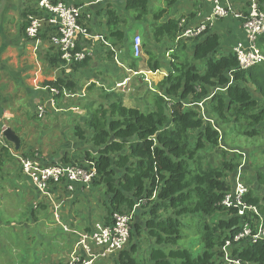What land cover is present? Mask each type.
I'll return each instance as SVG.
<instances>
[{
  "label": "trees",
  "instance_id": "16d2710c",
  "mask_svg": "<svg viewBox=\"0 0 264 264\" xmlns=\"http://www.w3.org/2000/svg\"><path fill=\"white\" fill-rule=\"evenodd\" d=\"M123 1L126 19L113 9L106 12L109 36L119 46L128 37L130 19L148 24L159 47L148 49L150 41L144 42L147 66L152 71L165 67L168 53L169 70L155 86L150 109L127 106L121 95H113L109 102L92 105L85 123L75 127V136L96 149L94 154L87 152L86 160L94 163V183L103 184L108 197L103 222L111 224L115 213H129L141 202L135 209L137 220L132 223L129 244L133 235L138 240L120 252L114 264H144L137 255L144 234L151 240L147 264H224L222 247L243 223L236 209L221 205L243 162L242 154L234 152L240 149L225 146L226 132H243L249 138L262 134L264 105L255 95L264 97V64L240 69L236 53L223 51L215 31L208 29L198 37L183 39L179 37L182 15L171 17L166 6L153 8L150 0ZM149 15L152 20L148 21ZM50 31L43 33L47 40ZM257 44L264 53V36ZM54 56L60 62L58 53ZM140 61L134 57L132 67ZM46 84L70 91L76 86L65 78ZM204 99V110L187 106ZM226 124L231 127L225 130ZM216 148L222 154L220 162H205ZM8 150L0 149L1 167L2 157L12 159ZM246 163L243 170L249 191L245 199L264 216V197L258 192V186H264V171L258 170L251 186ZM195 218L201 222L197 251L182 246L190 240L185 241L188 220ZM233 254L264 264V239L237 244Z\"/></svg>",
  "mask_w": 264,
  "mask_h": 264
},
{
  "label": "crops",
  "instance_id": "0c3cea01",
  "mask_svg": "<svg viewBox=\"0 0 264 264\" xmlns=\"http://www.w3.org/2000/svg\"><path fill=\"white\" fill-rule=\"evenodd\" d=\"M20 1L1 0L0 2V128L4 125L11 128L21 139V147L18 150L8 140V145L11 148L8 151L12 157L10 161L8 158L5 160L2 157L3 163L2 167L0 166V232L9 230L18 232L16 230L25 225L26 228H23L25 231L33 232L34 228H29L28 225V218H31L34 225L40 223L46 228L45 233L50 234L54 226H61L64 231L72 229L80 233L90 230L97 221L104 220V204L108 198L104 185L94 182L89 185L72 182L73 189L71 190L68 183H51L50 196H46L41 194L24 176L14 153L36 158L44 165L87 164V152L90 151L94 154L96 149L90 143L75 136L76 125L85 123L92 105L109 102L113 95H121L127 106L141 108L135 103L139 98L142 99L141 96L145 92L140 93L136 88H132L133 78L138 75L140 86L149 87L148 95L151 98L152 93L156 91L155 86L168 74L169 68L166 65L168 57L165 58V67L152 71L147 66L148 56L145 52L147 48L143 47L142 60L140 59L141 61L135 68L132 67L131 64L134 62L131 47L132 36L143 34V25L130 19V25H126L128 37L125 43L119 46H116V40L109 36L106 26V12L109 9L117 11L123 19H126L128 12L123 0H67L75 1L82 7L83 22L86 26L90 27L92 33L103 34L116 51L110 50L102 41L83 38L81 40L82 47L91 50L93 55L85 60V65L81 62L75 64L72 69L61 68L59 62H55V56L53 57V53H57V51L43 34L38 41L24 39L25 10L31 9L37 0H25L22 10ZM179 1L175 5L172 3L171 6H166L169 16L177 18L182 15L181 19L196 23L201 15L210 13L212 0ZM181 1L184 2L181 3ZM232 1L237 7L246 10L247 0ZM191 13H195L196 16L190 17ZM149 20H152L151 15L148 16ZM242 28L240 19L228 17L217 18L211 30L220 35L222 49L226 53L243 40ZM145 29L147 42L150 41L148 49H157L159 45H155L148 24ZM191 47L192 44H190ZM115 55H119L121 65L112 60L115 59ZM123 73H125L124 77ZM58 78L74 81L76 83L74 90L64 89L66 93L58 97V106L54 110L48 111L43 117H38L37 106L49 96L50 86L46 83L53 82ZM125 79H128L126 88L118 89L117 83ZM117 89L123 90V92L118 93ZM97 94L100 96L98 102L96 98L91 99V96ZM255 97L258 98L257 95ZM105 98L106 101H101ZM144 101L147 102L146 99ZM150 103L152 106V101ZM145 107H149V105ZM2 148L0 146V149ZM11 189H14L15 193H10ZM14 194L17 197H10ZM97 195H100L101 198ZM79 206H83V209L80 210ZM16 207L19 209L13 215L16 219H10L9 222L6 218L7 209L12 212ZM61 207L64 208V213H62L63 210L59 211ZM51 219H54L55 223H51ZM80 220L83 221V228L80 225ZM67 221L71 223V228ZM64 226L69 229L66 230ZM0 239H3L1 233ZM69 239V236H55L53 241H57V244L63 247L64 252ZM67 252L62 255L65 259H67V255H65ZM112 256L101 264H114L117 256ZM60 260L61 258L53 262L47 258L45 264H57Z\"/></svg>",
  "mask_w": 264,
  "mask_h": 264
},
{
  "label": "built area",
  "instance_id": "2783aa9c",
  "mask_svg": "<svg viewBox=\"0 0 264 264\" xmlns=\"http://www.w3.org/2000/svg\"><path fill=\"white\" fill-rule=\"evenodd\" d=\"M247 2V8L244 10V8L237 7L232 0H212L210 13L201 16L198 14L200 19L196 23L181 19L179 37L183 39L198 37L210 29L217 18L240 19L244 38L233 47L239 61V68L249 69L264 64V53L257 44L258 38L264 36V9L261 7V0H247ZM83 16L82 7L75 1L37 0L26 15L24 39L38 41L43 33L51 29L48 42L57 51L60 59L59 65L64 69H72L75 64L93 55L91 50L82 47L83 38L102 41L110 50L116 51L103 34L92 33L90 27L83 22ZM132 50L135 58L143 55L142 37L138 34L133 38ZM115 60L120 64L116 55ZM127 82L128 79L118 82L116 87L125 89ZM48 91L47 99L37 106L38 117H43L51 109L54 110L58 106V97L66 93L65 90L56 87H50ZM205 101L206 99L191 102L187 106H196L204 110ZM7 128L5 125L0 128V146L11 150L4 134ZM221 147L225 148L223 145ZM234 152L241 153L238 150ZM241 154L244 157L243 162L237 170L231 189L222 199L221 205L236 209V215L242 218L243 223L239 231L227 239L222 247L224 264H254L234 255L233 249L237 244L245 241L257 242L264 239V216L257 205L245 199L249 191L243 170L246 154ZM14 156L18 159L24 176L41 194L46 196H50L51 183H68V187L72 190V182L89 185L94 182L97 175L93 162H87L84 166L76 163L44 165L36 158L21 156L19 153H14ZM139 203L129 213H115L111 224L97 221L90 230L80 233L76 230H68L69 228L64 226L66 230L77 234L78 240L70 257L63 264H101L109 257H113L112 255L117 254L118 257L120 252L129 245L133 217Z\"/></svg>",
  "mask_w": 264,
  "mask_h": 264
},
{
  "label": "rangeland",
  "instance_id": "374dc122",
  "mask_svg": "<svg viewBox=\"0 0 264 264\" xmlns=\"http://www.w3.org/2000/svg\"><path fill=\"white\" fill-rule=\"evenodd\" d=\"M150 1H151V5L156 6V7L171 6L172 3L175 5L176 3L180 2L179 0H150ZM0 2H1V0H0ZM183 2L184 1H181V3H183ZM24 3H25V0L20 1L21 10H22V6L24 5ZM129 25H130V23H129ZM146 25L143 26V30H144L143 34L142 33L140 34L142 37V40H143L142 43H144V40L145 41L147 40L146 29H145ZM212 28H213V26L210 29H212ZM117 57L120 60L119 55ZM165 58H167V55ZM111 59H112V57H111ZM139 59L142 60V56ZM112 60L114 61L115 59H112ZM115 61H114V63H115ZM123 71L125 72V70H123ZM122 76L124 77L125 73H123ZM122 76H121V78H122ZM137 76L138 75H136V77H134L132 80V83H133L132 88H136V90L140 93L145 92V94L142 95L141 96L142 99L139 98L135 104H137V106H141V109L147 110L148 108L151 107L150 106L151 98L148 95V92L150 93L149 87L148 86L141 87L140 84L138 83ZM118 89H122V88H118ZM118 89H117L118 93L123 92V90L121 91ZM257 93H259V92H257ZM98 97H100L99 94L93 95V96H91V99L94 100L96 98L97 102H98V99H99ZM257 97H258L257 100L261 104L263 103V105H264V97L262 99L260 98V96H257ZM145 99L147 100V102L144 101ZM101 101H106V98H105V100L101 99ZM148 105H149V107H145ZM143 107H145V108H143ZM263 126H264V124H263ZM230 127H231L230 124H226L225 126H223V128L225 130L230 128ZM226 133H228V135L225 137V146H227L229 148L240 149L241 153L246 154L245 160L248 162V163H246V166H247L246 177H248V179L250 180L251 186H254L253 181H254L255 176L257 175L258 170L264 171V130L260 136H257L254 138H249V137L243 135V132H240V133H238V132H232V133L226 132ZM226 133L224 132L225 135H226ZM217 149L218 148L213 149L214 151L210 154V156L208 157V160L205 159V162L211 161L212 163H214L216 165L220 162V160L222 159V154L219 153V151H218L219 149L218 150ZM243 159H244V157L242 155V160ZM231 184H232V181H231ZM258 187L260 188L258 190V192L260 193V191H261V195L264 197V186H258ZM10 193H15V190L11 189ZM97 196L99 198H101L100 195H97ZM10 197L15 198V197H17V195H15V194L10 195ZM55 203H56V201H55ZM17 209H18V207H16L14 210H12V212H10L9 209H7L8 214L6 215V218L9 220V222L13 219H16L13 217V215L15 214V211ZM79 209L80 210L83 209V206H79ZM62 210H63L62 213H64V208L63 207L59 208V211H62ZM4 213L5 212L3 211L2 214L4 215ZM52 213H53V211H52ZM82 213H83V211H82ZM136 220H137V216L134 214L133 224L135 223ZM28 221H29L28 222L29 228L30 227L34 228V230H32L33 232H29L28 230L25 231L23 228H26V225L24 227H19V230L18 229L16 230L18 232H15L13 230H9L8 232H0L2 237H3V239H0V263L1 264H42L43 261H45L43 263V264H45L47 258H49L53 262L57 261L59 258H61V260L58 263L57 262H55V263L59 264L62 261L64 263V261L66 259L62 257L63 253L68 251L65 254V255H67L66 258L68 259L70 256V253L73 251L75 244L78 240V235L74 234L72 231H64L61 226L52 227L50 234L45 233L46 228L42 224L35 223V225H34L33 224L34 221H32L31 218H28ZM48 222L50 223V221H48ZM67 222L70 223L69 221H67ZM80 222H81V220H80ZM51 223H55L54 219H51ZM63 223H64V221H63ZM63 223H62V226H63ZM68 225L70 226V228L72 227L71 223ZM80 225L83 228V221L80 223ZM200 225H201V222L198 218H195V219L190 220V221L188 220L189 230L187 232H185V235L187 237L185 239V241L187 239H190V240H188L187 242H184L182 244V246L186 245L187 248H189V249H193L195 251L198 250L199 244H200L199 235L201 233ZM133 229H134V226H133ZM146 235L147 234L140 236V242L137 244V248H138L137 255L141 259L142 263H144V264H147V262H149L148 261V259H149L148 250H149V246H150V242H151V240L148 239V237ZM55 236H57V237L69 236L70 237L64 252L62 250L63 247L58 245L57 241H53ZM137 240H138V235H133V238L131 239V242H130L131 246ZM130 244L128 247H130ZM178 246H181V244H179ZM109 263H111V262H109Z\"/></svg>",
  "mask_w": 264,
  "mask_h": 264
},
{
  "label": "water",
  "instance_id": "95a60500",
  "mask_svg": "<svg viewBox=\"0 0 264 264\" xmlns=\"http://www.w3.org/2000/svg\"><path fill=\"white\" fill-rule=\"evenodd\" d=\"M4 134L7 138V140H9L10 142H12L15 145L17 150L20 149L21 139L17 134H15V132L11 128H7Z\"/></svg>",
  "mask_w": 264,
  "mask_h": 264
}]
</instances>
